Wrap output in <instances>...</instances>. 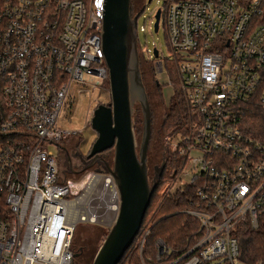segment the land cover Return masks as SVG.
Returning a JSON list of instances; mask_svg holds the SVG:
<instances>
[{"label":"built area","instance_id":"built-area-1","mask_svg":"<svg viewBox=\"0 0 264 264\" xmlns=\"http://www.w3.org/2000/svg\"><path fill=\"white\" fill-rule=\"evenodd\" d=\"M104 3L0 0V264H70L75 227H109L116 216L110 174L91 167L64 178L57 155L79 134L58 125L69 87L107 79ZM159 21L168 56L156 49L155 68L173 66L186 108L170 143L182 163L161 191L193 192L183 213L197 230L182 251L156 240L143 259L149 229L140 225L129 246L140 264H247L234 231L264 219V143L240 120L249 102L264 112V0H162Z\"/></svg>","mask_w":264,"mask_h":264},{"label":"water","instance_id":"water-1","mask_svg":"<svg viewBox=\"0 0 264 264\" xmlns=\"http://www.w3.org/2000/svg\"><path fill=\"white\" fill-rule=\"evenodd\" d=\"M137 13H130V0H105L101 20L100 43L106 66L107 104H97L89 118L95 132L88 160L81 170L95 167L110 174L118 193V210L90 264H117L138 232L151 193L161 173L160 164L152 180L146 175V149L151 131L149 103L139 72L136 33ZM158 10L152 30H157ZM157 56L156 48L151 49ZM140 114V134L136 151L132 130L133 107ZM112 149L111 163L100 153ZM75 254L72 256L74 257Z\"/></svg>","mask_w":264,"mask_h":264},{"label":"trees","instance_id":"trees-1","mask_svg":"<svg viewBox=\"0 0 264 264\" xmlns=\"http://www.w3.org/2000/svg\"><path fill=\"white\" fill-rule=\"evenodd\" d=\"M163 69L167 70L166 73L168 85L171 86V94L160 122V131L163 129V136H170L177 133L181 134L186 125V108L178 87L173 66L165 62L163 63ZM103 85L105 88H108L107 79L104 80ZM134 108L135 112L132 113V119L138 124V108L136 105ZM242 109L243 114L240 120V130L245 135L264 143V112L253 102L244 104ZM165 150L164 168L156 181L157 183L151 193L141 221V227L145 225L144 228L149 229L141 250V257L143 259L153 253V244L156 240H161L174 252L182 251L194 241L197 230L196 220L183 213L184 209L192 207L194 197L190 189H183L172 194H167L162 191L157 193L159 188L170 180L173 172L182 163L181 158L177 157L174 152H170L168 147H165ZM234 235L237 239V252L240 260L247 264H264V219L259 221L256 228H251L246 223L238 224ZM117 264H140L137 248L129 246Z\"/></svg>","mask_w":264,"mask_h":264},{"label":"rangeland","instance_id":"rangeland-1","mask_svg":"<svg viewBox=\"0 0 264 264\" xmlns=\"http://www.w3.org/2000/svg\"><path fill=\"white\" fill-rule=\"evenodd\" d=\"M162 0H150L147 3L142 11V13L136 19V33H137V42L141 50H148V54L151 53V49L155 47L160 56H168V49L166 46L165 35L161 21L158 22L157 30H152V17L151 15L161 7ZM151 20V23H149ZM151 24V27L148 26ZM138 52V51H137ZM145 56L147 53H143ZM139 57V53H138ZM140 62V61H139ZM146 65V66H145ZM148 64L140 63L142 73V80L145 83L146 74L153 77L154 80L158 81L159 85L162 86L160 91H156L154 96H150L149 99V109L151 114V133H150V143L155 142L156 136L161 145L171 149V142L174 140V135L168 136V139L163 136V129L160 131V122L162 120V115L164 114L165 106L168 101V98L171 94V86L166 83V73H156V68L148 71ZM167 70H165L166 72ZM167 76V74H166ZM104 87V85H103ZM148 88V87H147ZM108 100V88H89L86 85L81 84H72L66 94L63 105L58 113V125L64 129H72L79 132L76 141L78 151L84 155L89 146L91 145L94 139V132L89 126V118L93 108L97 104H104ZM138 117V128L140 127V114L139 110ZM69 143V142H68ZM54 150L53 148H50ZM163 186L159 188L157 193L161 192ZM163 192V191H162ZM108 230V226L102 225H93V224H83L80 223L77 225L75 231L72 234L71 238V249L76 256L73 257L70 264H90V261L100 245L104 235ZM84 246L82 248V253L78 252V247Z\"/></svg>","mask_w":264,"mask_h":264},{"label":"flooded vegetation","instance_id":"flooded-vegetation-1","mask_svg":"<svg viewBox=\"0 0 264 264\" xmlns=\"http://www.w3.org/2000/svg\"><path fill=\"white\" fill-rule=\"evenodd\" d=\"M149 1L150 0H130V13L131 14L137 13V17H138L142 13L145 5L147 3H149ZM157 10H158V19H157V25H158L160 8H158ZM154 14H155V12H154ZM154 14L151 15V17L153 18L152 22L154 20ZM137 51L139 53L138 58L140 61L139 62L140 78L142 81V85H143L146 97H147V99H149L150 96H154L157 89H158V91H160L162 89V86H160L158 81L154 80L153 77L149 76L148 73L146 74V77H148V80H146V78H145V83L143 82L141 74H144V72L142 73L143 67L140 70V63L142 62V63L148 64L147 65L148 71L150 72L151 69H155V66L158 65V53H157L156 57L152 55V52L150 54H148V50H145V51L141 50V48L138 45V42H137ZM144 52L147 53L146 56L143 54ZM156 52H157V50H156ZM155 74H160V73L157 70ZM144 76H145V74L143 75V77ZM108 102H109V96H108V100L104 104H107ZM148 103H149V101H148ZM134 107H133V113L135 112ZM136 107L138 108L137 105H136ZM162 118H163V115H162ZM132 130L134 133L135 147H136V151H137L138 143H139L140 127L138 128V124H136L133 119H132ZM150 133H151V131H150ZM94 134H95V132H94ZM76 139H77L76 137H71L66 142L60 143L59 147L57 148V155L59 158L60 172H61L62 176H64V178L74 177V176L78 175L79 173H81L82 171L86 170V169L81 170V167H82L84 161L89 159V157L88 158L85 157L89 148H88L87 152L84 155H82L78 151ZM165 152H166L165 147L163 145H161L160 141L158 140V136H156L155 142H153V143H150V137H149V141H148L147 149H146V157H145L146 175H147L148 183L151 182L152 177L154 176V173L156 172V170L158 169L160 164L163 162V167L161 169V172H162V170L164 168V164H165ZM170 152H172L171 149H170ZM100 155H101L102 159L106 160L108 163H111L112 149L104 150L102 153H100ZM91 167L92 168L99 167V164L95 165V163H94V165ZM82 248H84V246H79L77 248L79 253H82ZM72 253L75 254L74 255V257H75L76 253H74V252H72Z\"/></svg>","mask_w":264,"mask_h":264}]
</instances>
